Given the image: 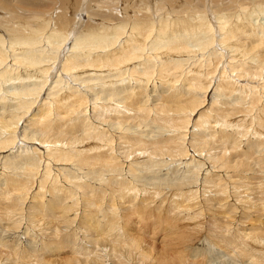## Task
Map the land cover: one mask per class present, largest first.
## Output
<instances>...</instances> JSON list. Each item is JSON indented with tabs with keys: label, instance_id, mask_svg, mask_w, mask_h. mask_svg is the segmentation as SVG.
I'll list each match as a JSON object with an SVG mask.
<instances>
[{
	"label": "bare ground",
	"instance_id": "obj_1",
	"mask_svg": "<svg viewBox=\"0 0 264 264\" xmlns=\"http://www.w3.org/2000/svg\"><path fill=\"white\" fill-rule=\"evenodd\" d=\"M181 1L0 0V264H264V0Z\"/></svg>",
	"mask_w": 264,
	"mask_h": 264
},
{
	"label": "rangeland",
	"instance_id": "obj_2",
	"mask_svg": "<svg viewBox=\"0 0 264 264\" xmlns=\"http://www.w3.org/2000/svg\"><path fill=\"white\" fill-rule=\"evenodd\" d=\"M104 1V2H103ZM174 1H176V0H174ZM181 1V0H180ZM184 1V0H183ZM186 1V0H185ZM188 1V0H187ZM190 1H192V0H190ZM109 2H113V0H102V1H100V0H97V1H94V0H92V2H91V6H90V8L91 7H94L95 9L97 8L98 10H100L101 11V9H103V11H105V10H108V11H113V10H111L110 8H109V5H110V3ZM155 2H157V3H159L160 5H162V3L163 2H165V0H154V3ZM225 2V4H228V3H230V0H226V1H224ZM94 4V5H93ZM184 4H185V2H184ZM183 4V2L181 1V4L180 5H182V7H184L185 5ZM187 4H189V6H185L186 8H188V11H190L189 13H192L191 11H192V9H194L193 8V6L195 5H191L190 3H186V5ZM102 5V6H101ZM122 6H123V3L121 4ZM120 4H119V6H118V8H121L120 6H121ZM59 6V3L57 4V7ZM154 7V8H153ZM166 7H167V5H166ZM100 8V9H99ZM192 8V9H191ZM60 9H62V8H60ZM60 9H58L56 12H55V14H58V13H60ZM93 9V8H92ZM96 9V10H97ZM105 9V10H104ZM29 10V11H28ZM28 10H23V9H21L20 10V14L21 15H24L25 17H27V18H29V17H33V16H29L30 15V12H32L30 9H28ZM86 10H90L88 7H85L84 8V14H83V24H85V25H87L88 24V19L90 20V21H92V22H95V23H101V22H99V21H95V20H91L90 18H89V13L90 12H88V11H86ZM97 10V11H98ZM152 10H155L156 11V7H155V5L154 6H152ZM165 10H166V8H165ZM28 11V12H27ZM148 11H149V13H151L152 14V12H151V9L149 8L148 9ZM18 13V12H17ZM15 11H9L8 13H6V15L7 16H5L4 18L6 19L7 17H12V15L13 14H17ZM27 13H29V14H27ZM155 13H158L157 11L155 12ZM172 13H173V11H172ZM187 13V12H186ZM19 14V15H20ZM55 14H54V16H55ZM88 14V15H87ZM258 14V13H257ZM155 15H157V16H155V17H158V14H155ZM173 15H176L175 13L174 14H172V16ZM172 16H170V17H172ZM1 18H3V14H1L0 15V19ZM157 19V18H156ZM100 20V19H99ZM86 21V23H84ZM101 21V20H100ZM4 24H6V23H4ZM242 159V158H241ZM217 171V170H216ZM222 172V171H221ZM220 172V173H221ZM230 174H232V173H230ZM171 176V175H170ZM169 178H174V176L172 177H169ZM236 178H242V177H232V181H234V180H238V179H236ZM175 179V178H174ZM254 180V179H253ZM251 182H254V183H252L251 184V186H254V187H257V186H255L254 184H255V182H256V185H259L260 186V184H257V183H259V180L257 181V180H254V181H251ZM231 185H233V183L231 184ZM246 186H247V188L249 187L247 184H246ZM243 190H242V193L244 194L246 191H244L245 189H246V187H245V185L243 186V188H242ZM247 194H249V193H247ZM216 207H218V206H216ZM241 210H243V209H238V213L236 212V215L238 216L239 215V218L242 220V221H248V219H244V218H242L241 216V214L239 213V212H241ZM214 213H215V215H214V217H215V220H217V223H221V224H223L224 226H225V224L223 223L226 219H224V212L225 211H223V210H219V211H213ZM218 213H219V216L217 217V215H218ZM255 212H253L252 214H254ZM255 215H257V213H255ZM236 216V217H237ZM227 220H230V219H228L227 218ZM229 222H231V221H229ZM216 223V224H217ZM251 222H249V224H250ZM207 224H208V222H207ZM207 224H206V227H205V225H204V228H207ZM217 225V226H222V225ZM211 225H212V228H211ZM216 226V225H215ZM247 226H251V224L250 225H247ZM254 226H255V224H254ZM208 227H210L211 229H213V228H215L214 226H213V223L211 224V222L208 224ZM223 227V226H222ZM241 228H243V227H241ZM216 229V228H215ZM214 229V230H215ZM223 229V228H222ZM249 229V228H248ZM215 231H217V230H215ZM214 233V232H213ZM220 234V233H219ZM222 235V234H221ZM143 236V235H142ZM27 238V237H26ZM26 241H28L29 243H30V240H28V238L26 239ZM33 241V240H32ZM31 241V242H32ZM35 245V244H34ZM156 247H158L159 248V245L157 244L156 245ZM214 249V247L213 248H211V250H210V253H212V252H214V254H213V257L211 258L210 256H212V255H210V253L209 252H207V254H209V257H208V260H206V261H208V263L210 264V262H211V264L213 263H215V264H224V263H226V264H228V262L230 263V264H237V263H239V264H241V262H243V263H245L243 260H236V259H233V256H231V257H227V256H230V253H221L220 251H214L213 250ZM209 250V249H208ZM212 251V252H211ZM216 256V259H215V256ZM219 255H220V257H219ZM227 257V259H225V260H227V261H225L224 259L222 260V257ZM218 257L220 258V259H218ZM233 260H232V259ZM241 259H242V257H240ZM211 259H213V260H211ZM222 260V261H221ZM231 260V261H230ZM213 261H215V262H213ZM219 261H221V262H223V263H219ZM242 263V264H243Z\"/></svg>",
	"mask_w": 264,
	"mask_h": 264
}]
</instances>
